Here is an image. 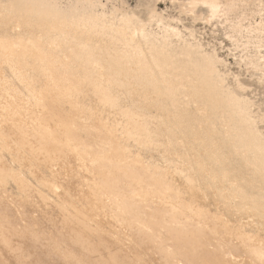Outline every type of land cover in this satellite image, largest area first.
Segmentation results:
<instances>
[{"label":"bare ground","instance_id":"bare-ground-1","mask_svg":"<svg viewBox=\"0 0 264 264\" xmlns=\"http://www.w3.org/2000/svg\"><path fill=\"white\" fill-rule=\"evenodd\" d=\"M58 1L0 0V264H264L249 87L178 18ZM177 1L264 84L262 0Z\"/></svg>","mask_w":264,"mask_h":264},{"label":"rangeland","instance_id":"rangeland-1","mask_svg":"<svg viewBox=\"0 0 264 264\" xmlns=\"http://www.w3.org/2000/svg\"><path fill=\"white\" fill-rule=\"evenodd\" d=\"M101 1L104 4H106L108 11L112 9L113 11H115L116 9H119L120 11L132 9L135 10L140 16H142V18L146 19L147 7L149 6L150 8L156 9V11L159 14H162L166 18L171 17V18L180 19L182 23H179L178 26L181 29H183V25L193 29L197 34V38L201 40V42L204 44L205 48L208 51L211 52L212 49L215 47L220 57L225 59L227 63V68H223V66L221 65H219L218 67L219 69L222 70V72H225L227 74L226 77L227 84L233 85L234 84L233 76L234 75L239 76L241 82L245 83V85L249 87V89L245 93V96L255 101L260 106V110L264 111V84L261 83L256 77L251 78L250 74L247 72L245 67L244 66L240 67L237 64V61L234 58V54H237V56L240 57L243 54L241 52L243 47H241L239 50H235V46H234L235 43H233L232 41L226 38L225 32L221 28L218 29L215 28L216 25H219V21L214 20L212 22V25L207 24L203 20L194 21L192 16L185 13L183 7L181 6V1H177V0H101ZM77 3L78 0L58 1V5L63 8L75 7ZM261 3L262 5H264V0H262ZM248 4L250 5V7L245 12L249 15L248 16L249 19L244 22L245 25H249L251 22H254L250 13L252 12V10H256V7H254L251 1ZM204 11L206 14V10ZM142 12H144V14L146 15L144 16ZM233 14L231 13L229 15V16L233 15L231 17L228 16L229 24L226 23V25L228 26V31L230 32H231L230 28L232 26V21L235 19L234 17L236 15L235 13ZM257 19L259 20L258 17H256V20ZM222 21L224 22L225 18H222ZM154 29H157V27L154 26ZM235 36L237 39H240V41L242 40L238 34H236ZM243 42H246V39L242 40L241 44ZM260 127L264 131V124H261Z\"/></svg>","mask_w":264,"mask_h":264}]
</instances>
